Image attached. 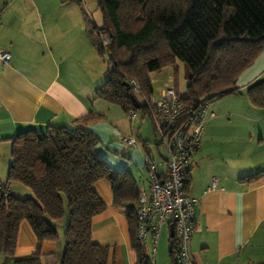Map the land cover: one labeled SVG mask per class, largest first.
Returning a JSON list of instances; mask_svg holds the SVG:
<instances>
[{"label": "trees", "instance_id": "trees-1", "mask_svg": "<svg viewBox=\"0 0 264 264\" xmlns=\"http://www.w3.org/2000/svg\"><path fill=\"white\" fill-rule=\"evenodd\" d=\"M98 5L103 26L98 28L96 46L108 56L110 68L96 95L126 112L137 111L134 95L138 109L153 115L151 75L171 68L177 79L182 62L187 94L182 96L177 86L174 89L188 108L186 117L203 102L209 103V114L214 100L240 92V76L264 52V0H98ZM102 33L108 35V46ZM132 80L140 86L139 95ZM248 87L252 104L264 108V79ZM103 118L93 112L76 119L74 128L28 131L13 140L8 183L24 185L33 196L10 193L0 179V257L14 264H42L44 245L57 244L63 230L60 264H108L110 248L92 239L94 218L108 208L95 188L104 180L111 187L114 205L126 212L138 264H152L137 236L141 191L136 178L128 170L114 169L97 150L101 139L88 130L89 124ZM263 175L261 171L245 179ZM24 221L36 235L38 247L19 257L18 235ZM171 244V264H179L176 238Z\"/></svg>", "mask_w": 264, "mask_h": 264}, {"label": "crops", "instance_id": "crops-1", "mask_svg": "<svg viewBox=\"0 0 264 264\" xmlns=\"http://www.w3.org/2000/svg\"><path fill=\"white\" fill-rule=\"evenodd\" d=\"M86 7L87 0H64L58 4L45 0H0V50L11 55L9 64L0 61V155L9 157L0 167V179L18 197H30L33 193L18 182L8 183L13 140L28 131L74 128L76 119L93 112L105 117L88 126L101 139L98 152L114 169L132 172L136 181V172L144 167L140 179L144 182L141 185L137 181L141 192L150 188L149 159L159 163L161 174L166 172L169 155L161 146L154 115L151 116L156 147L135 128L131 137L139 140V148L129 147L113 137L111 130L107 140L100 134L101 125L116 128V122L100 110L107 106L109 111L112 105L94 100L95 90L108 79L110 65L96 46V33L103 26L98 0L91 6L97 22L90 21L88 16L81 17ZM100 37L108 42L106 33ZM159 97L160 94L157 98L153 95L151 102ZM221 111V116L208 114L200 150L187 166L186 194L199 201L194 210L190 255L195 264H264V175L252 181L245 179L264 171V136L261 132V138L257 139L254 132L245 140L243 135H232L221 120L230 113L223 108ZM95 188L108 208L93 220V241L110 248L108 264H138L126 212L114 205L108 182L101 180ZM163 230L156 255H152V238L144 242L149 257H155L152 264L165 258L164 264H171L172 237L170 233L167 249ZM60 239L57 244L44 245L42 264H60L63 230ZM37 247L32 228L28 222H22L18 256L31 255ZM0 264L14 263L0 257Z\"/></svg>", "mask_w": 264, "mask_h": 264}, {"label": "built area", "instance_id": "built-area-1", "mask_svg": "<svg viewBox=\"0 0 264 264\" xmlns=\"http://www.w3.org/2000/svg\"><path fill=\"white\" fill-rule=\"evenodd\" d=\"M104 43L105 46L109 44L107 40ZM10 58L9 52L0 50V61L9 64ZM130 84L134 93L139 95L141 91L138 83L132 80ZM149 108L156 119L161 143L169 156L164 174L159 172V163H148L150 193H140L136 209L139 223L137 236L142 242L152 238L155 242L153 253H156L163 228L173 224L178 263L195 264L190 255V241L194 232V210L199 201L186 194L187 166L201 147L209 103L203 102L186 117L187 106L175 89L168 88L160 93L159 99H153ZM131 115L136 116V110L131 111ZM212 116L215 114L212 113ZM121 140L129 147H140L132 137L125 136Z\"/></svg>", "mask_w": 264, "mask_h": 264}, {"label": "rangeland", "instance_id": "rangeland-1", "mask_svg": "<svg viewBox=\"0 0 264 264\" xmlns=\"http://www.w3.org/2000/svg\"><path fill=\"white\" fill-rule=\"evenodd\" d=\"M51 2V4H58V2H63L64 0H45ZM97 0H87V7L85 13L81 14V17L85 18V16H88V19L91 21V19L95 20L96 22L97 17L96 15H93V10L91 8L92 5H96ZM72 9V8H71ZM99 15L102 16L101 11L99 10ZM93 23H95L93 21ZM94 29V33H96ZM97 36L98 33H96ZM105 39H107L105 37ZM109 45V44H108ZM103 58H106L109 60L108 56L106 54L103 55ZM179 64V70L177 74V79L174 76V73L171 68H165L161 72H156L151 75V81L154 87V97L157 98L158 95L168 88H173L175 86L178 87L179 93L183 96H186L187 94V80L185 78V68L182 62ZM264 79V52L260 54L256 60L242 73L238 80V88L239 93L226 96L221 99L214 100L212 102L213 111L210 108L209 116H211L212 112L216 113L218 115H223V111L221 109H227L228 113L230 115H224L221 120L225 123V130H228L232 135L240 134L243 135L245 140H248L251 133L257 134V139L261 138V132L264 136V108H259L257 106H254L252 102L249 99L248 96V86L249 84L260 81ZM100 87L103 85H99ZM99 87V88H100ZM98 90V89H97ZM94 92V100L100 101L102 103H107L111 106V110H108V107H102L100 110L106 113V116L109 120L112 122H116V128L110 126L109 124L101 125L100 134L104 137L105 140L108 139V134H110L113 137L121 139L123 137L130 138L132 136L133 129L135 128V131L139 133L141 130V136L144 140H150V143L156 147V138H155V129H154V119L151 115L145 113L141 109H137V114L135 116L136 119L132 118L131 112H126L124 108L119 106L118 104H113L111 102L105 101L103 99L97 98L96 91ZM217 108V109H216ZM117 109V112L116 110ZM216 109V111H215ZM104 114V113H102ZM217 115V116H218ZM229 117L231 120H229ZM105 118V117H104ZM156 122V119H155ZM160 140V137H158ZM264 138V137H263ZM161 141V140H160ZM162 147H165L164 144L161 145ZM160 146V147H161ZM101 154V153H100ZM107 156V155H106ZM9 160V157L6 155H2L0 158V167L2 163ZM111 160V158H110ZM109 160V161H110ZM111 162V161H110ZM10 166V164L8 165ZM9 167L7 169L8 173ZM144 167L141 168V172H136L137 181L139 184L142 185L144 182V179L140 181L141 176L143 175ZM12 184V183H10ZM146 194L150 193V188L148 191H145ZM25 198V197H23ZM169 226H166L163 230V237L166 234L167 235V249L169 248V240H170V230L168 228ZM62 233V231H60ZM160 241V238H159ZM159 241L157 244V248L159 246ZM155 242H153L152 246V252ZM160 254H162V246H160ZM152 255H156V253H153ZM151 255V261L153 260L155 263V257L153 258ZM160 257V255H159ZM166 261V258L163 259ZM164 261H160L158 264H164Z\"/></svg>", "mask_w": 264, "mask_h": 264}, {"label": "water", "instance_id": "water-1", "mask_svg": "<svg viewBox=\"0 0 264 264\" xmlns=\"http://www.w3.org/2000/svg\"><path fill=\"white\" fill-rule=\"evenodd\" d=\"M131 99H132V102L134 104V107L136 109H138L140 107V105H139V102L137 101L136 97L134 95H132ZM170 233H171V237L174 238L175 237V227L173 224L170 226Z\"/></svg>", "mask_w": 264, "mask_h": 264}, {"label": "clouds", "instance_id": "clouds-1", "mask_svg": "<svg viewBox=\"0 0 264 264\" xmlns=\"http://www.w3.org/2000/svg\"><path fill=\"white\" fill-rule=\"evenodd\" d=\"M171 225H172V224H171ZM171 225H170V226H171ZM170 226H169V227H170ZM174 238H175V237H174Z\"/></svg>", "mask_w": 264, "mask_h": 264}]
</instances>
